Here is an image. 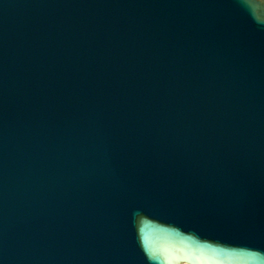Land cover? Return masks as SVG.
Masks as SVG:
<instances>
[{"label": "water", "instance_id": "1", "mask_svg": "<svg viewBox=\"0 0 264 264\" xmlns=\"http://www.w3.org/2000/svg\"><path fill=\"white\" fill-rule=\"evenodd\" d=\"M0 264H264V0H0Z\"/></svg>", "mask_w": 264, "mask_h": 264}]
</instances>
